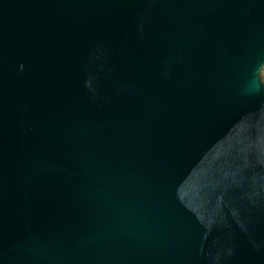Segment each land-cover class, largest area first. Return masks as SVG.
Returning <instances> with one entry per match:
<instances>
[{
  "label": "water",
  "instance_id": "water-1",
  "mask_svg": "<svg viewBox=\"0 0 264 264\" xmlns=\"http://www.w3.org/2000/svg\"><path fill=\"white\" fill-rule=\"evenodd\" d=\"M0 264H264V0H0Z\"/></svg>",
  "mask_w": 264,
  "mask_h": 264
}]
</instances>
